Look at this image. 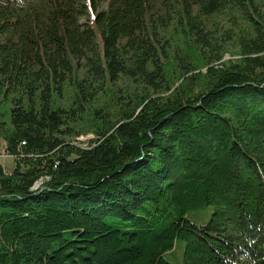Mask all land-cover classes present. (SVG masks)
I'll use <instances>...</instances> for the list:
<instances>
[{
    "label": "trees",
    "instance_id": "obj_1",
    "mask_svg": "<svg viewBox=\"0 0 264 264\" xmlns=\"http://www.w3.org/2000/svg\"><path fill=\"white\" fill-rule=\"evenodd\" d=\"M0 139V264H264V0H0Z\"/></svg>",
    "mask_w": 264,
    "mask_h": 264
},
{
    "label": "rangeland",
    "instance_id": "obj_2",
    "mask_svg": "<svg viewBox=\"0 0 264 264\" xmlns=\"http://www.w3.org/2000/svg\"><path fill=\"white\" fill-rule=\"evenodd\" d=\"M225 27V26H224ZM227 29H229L228 26H226ZM237 35V33L235 34ZM237 40L236 38L233 37V40L230 43V53H227L225 55V57L223 58L222 62H228V61H237L240 59V55L238 54V47H237ZM235 48V49H233ZM187 48H184V51ZM192 49V48H190ZM193 51V49H192ZM232 54H234L233 56H231ZM183 82V80H179L178 85L181 84ZM7 112H5L6 114ZM7 119V118H6ZM7 121V120H6ZM94 138V135L92 133H89L87 135H81L79 137H77L75 140H73V145L75 146H79L80 148H87L89 147V145H91L90 141ZM15 158L13 157V155H11L8 150H7V146L5 145V142L0 139V169L2 170V176H10L11 172L14 170L15 168ZM42 184V180L40 182ZM41 185H39L38 188H40ZM34 189V188H33ZM181 252H183V249H181Z\"/></svg>",
    "mask_w": 264,
    "mask_h": 264
},
{
    "label": "water",
    "instance_id": "obj_3",
    "mask_svg": "<svg viewBox=\"0 0 264 264\" xmlns=\"http://www.w3.org/2000/svg\"><path fill=\"white\" fill-rule=\"evenodd\" d=\"M39 185H41L40 182H38V183L35 185L34 190L38 189Z\"/></svg>",
    "mask_w": 264,
    "mask_h": 264
}]
</instances>
